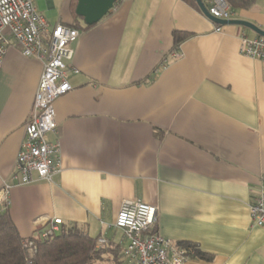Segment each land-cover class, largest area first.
<instances>
[{"label":"crops","instance_id":"crops-1","mask_svg":"<svg viewBox=\"0 0 264 264\" xmlns=\"http://www.w3.org/2000/svg\"><path fill=\"white\" fill-rule=\"evenodd\" d=\"M72 0H46L56 24ZM56 2V4H55ZM197 5V4H196ZM39 12V11H38ZM264 31V0L234 12ZM83 25V21L80 20ZM220 30L217 31V28ZM186 38L173 48V33ZM240 26H220L185 0L120 2L73 45L72 89L54 102L60 148L51 182L16 185L15 160L42 66L10 43L0 68V202L22 238L54 219L106 240L94 264H122V201L157 208L155 233L207 258L186 264H264V228L249 203L264 186V64L239 53Z\"/></svg>","mask_w":264,"mask_h":264},{"label":"built area","instance_id":"built-area-1","mask_svg":"<svg viewBox=\"0 0 264 264\" xmlns=\"http://www.w3.org/2000/svg\"><path fill=\"white\" fill-rule=\"evenodd\" d=\"M46 1V0H42ZM117 0L112 8L120 2ZM207 12L219 20H232L234 11L225 0H201ZM220 27L217 28V31ZM80 30L56 24L50 29L48 22L38 12L36 0H0V68L10 43L26 59L38 61L42 66L38 85L24 125V139L19 147L12 180L16 185H27L35 180L51 182L59 172L60 148L57 142L47 139L56 133L54 102L71 91L68 78L76 69L72 67L73 45ZM239 53L264 64V38L242 37ZM11 186L0 189V202H6ZM157 208L140 200L122 201L114 227L121 229L127 245L121 252L122 264H186L192 249L175 246L171 240L152 234ZM251 227L264 228V186L258 189L249 203ZM61 220L54 219L51 226L39 233V239H47L58 230ZM104 238L97 239V246L106 245ZM29 253L35 250L27 244Z\"/></svg>","mask_w":264,"mask_h":264},{"label":"trees","instance_id":"trees-1","mask_svg":"<svg viewBox=\"0 0 264 264\" xmlns=\"http://www.w3.org/2000/svg\"><path fill=\"white\" fill-rule=\"evenodd\" d=\"M198 9L194 0H185ZM234 12L248 11L256 0H225ZM77 0L71 1L73 23L71 27L79 30L91 26L81 25L80 17L75 14ZM173 48L181 44L186 38L181 32H174ZM41 231H39L40 233ZM151 233H155V225ZM97 239L90 237L84 230L74 223H61L58 230L47 239L22 238L14 226L9 212L5 209L0 213V264H94L103 259L106 246H97ZM32 242L35 250L29 253L27 244ZM184 249H192L190 256L207 258L194 245L188 243L177 244Z\"/></svg>","mask_w":264,"mask_h":264},{"label":"water","instance_id":"water-1","mask_svg":"<svg viewBox=\"0 0 264 264\" xmlns=\"http://www.w3.org/2000/svg\"><path fill=\"white\" fill-rule=\"evenodd\" d=\"M117 0H77L75 14L80 17L86 26H93L105 17L114 2ZM200 11L213 23L220 26L235 25L253 31L258 37L264 38V31L251 23L241 20H219L212 17L206 10L201 0H194Z\"/></svg>","mask_w":264,"mask_h":264},{"label":"rangeland","instance_id":"rangeland-1","mask_svg":"<svg viewBox=\"0 0 264 264\" xmlns=\"http://www.w3.org/2000/svg\"><path fill=\"white\" fill-rule=\"evenodd\" d=\"M36 7L39 13L51 24H52V19L58 15V12L56 10H48L44 1L42 0H36ZM51 28L52 26L50 25V29Z\"/></svg>","mask_w":264,"mask_h":264}]
</instances>
